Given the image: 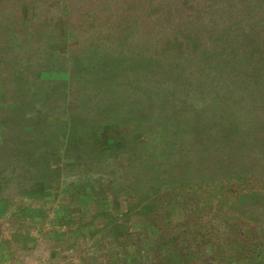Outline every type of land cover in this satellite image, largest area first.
Wrapping results in <instances>:
<instances>
[{
  "label": "rangeland",
  "instance_id": "374dc122",
  "mask_svg": "<svg viewBox=\"0 0 264 264\" xmlns=\"http://www.w3.org/2000/svg\"><path fill=\"white\" fill-rule=\"evenodd\" d=\"M133 2L0 0V264H264V227L232 238L264 226V11L216 36L202 0Z\"/></svg>",
  "mask_w": 264,
  "mask_h": 264
},
{
  "label": "trees",
  "instance_id": "16d2710c",
  "mask_svg": "<svg viewBox=\"0 0 264 264\" xmlns=\"http://www.w3.org/2000/svg\"><path fill=\"white\" fill-rule=\"evenodd\" d=\"M137 1L144 2V4L143 5L140 4V6H143V8L145 10H147L145 13L147 15L148 13H153V12H156L157 14L161 13V11L167 12V10L170 8L169 6H171V5L174 6V4H172V3L175 0H173V1H169V0H134V2L131 5H129V7L130 8H133L135 6L139 7V4ZM202 1H204V3H203L204 8H205L204 12L200 16L193 15V14L189 15L188 16V22H191V23L197 22V21L201 20V17L206 15V14H207L206 19L211 21V24H213V25L216 23H220V22L223 23V21L228 22L227 20L229 18H233L231 21H229L227 28L224 27L220 31H216V33H217L216 36H220L221 34H219V33L225 34L226 32L230 31L229 29L236 30L235 35H237V36H239V35L245 36L249 32V29L246 30V27H245L246 20L252 19V21L254 22V23H252V21H251L252 24L259 23V20H257V17H256V13L264 11V0H202ZM119 7L120 6L116 5V9H118ZM108 11H109V15L107 17H109V19H110V18H112V15L114 14V12H113V10L112 11L108 10ZM137 18H138V16L133 18L132 22L135 23L137 21ZM241 20H242V22H243V20L245 22L240 23ZM152 22L156 23V20L153 19ZM239 23L241 24V26L236 27L235 24H239ZM246 37H249V35ZM94 55H95V57L93 58V61L89 60L88 57H85V59H84L85 61L87 59L89 60V62L84 61V64L86 65L87 68H92V69H97V68L102 69L103 68V69H105V68H110V67L114 66L116 68H123V67L131 68L132 67V68H137L138 70H139V68L149 70V68L152 66L151 65L152 62H150V61H152V59H150L149 56L146 57V55H144L143 52H139V54L136 53L135 55H131L130 57H126V58H121L120 56L119 57H111V56H107V55H103V54H94ZM148 62H150V63H148ZM205 68H207V67H205ZM220 71H221V67H219V63H212L209 65V69L207 70V73L213 75L214 79H217L216 76H218L220 74ZM221 83H222V80H221ZM239 83L240 84L236 85V88H242L244 85H246V83L243 80H241ZM235 84H236V82H235ZM225 89L226 88H224V90ZM259 89H261L260 86L256 87L254 85L250 89L251 97H252V95L261 94V93H257L258 92L257 90H259ZM227 92H228V90H227ZM232 92H233V88H232ZM257 98H259V95L257 96ZM250 101L253 102L254 100L250 99ZM252 104H254L256 108L261 107L256 102H253ZM249 108H250V110L255 109L253 106H250ZM263 227H264L263 224L257 220L252 221L251 223H247V222L238 223L237 222V224L233 227V233L235 234V237L232 236V238L234 239V241H233L234 246L236 244L235 247L240 248L244 244L247 246L248 243H251V241L253 242V240L257 241V239L259 238L257 236V233H262ZM230 230H232L231 226L229 227V231ZM250 234H252V235H250ZM254 234H256V235H254ZM262 238H264V236H262ZM182 243H183V241H182ZM259 245L261 246V248H264V242L262 243L261 241H259ZM228 252L237 253L238 249L229 250ZM228 252L222 248L221 252H220V254L222 255V258L225 259L227 257ZM190 253L191 252L188 253V252L184 251V253L182 254V251H181L179 255H180V258H181V256H183V259H184V257L189 255ZM259 253L261 254V252H259ZM252 257H255L254 254L250 258H252ZM183 259H182V261H183ZM194 260H195V258H194ZM182 261H181V263H182Z\"/></svg>",
  "mask_w": 264,
  "mask_h": 264
}]
</instances>
